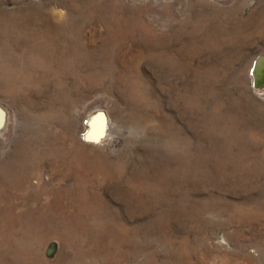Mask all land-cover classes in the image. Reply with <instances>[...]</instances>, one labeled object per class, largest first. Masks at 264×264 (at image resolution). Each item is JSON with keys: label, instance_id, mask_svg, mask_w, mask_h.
<instances>
[{"label": "rangeland", "instance_id": "obj_1", "mask_svg": "<svg viewBox=\"0 0 264 264\" xmlns=\"http://www.w3.org/2000/svg\"><path fill=\"white\" fill-rule=\"evenodd\" d=\"M260 55L264 0H0V264H264Z\"/></svg>", "mask_w": 264, "mask_h": 264}, {"label": "bare ground", "instance_id": "obj_2", "mask_svg": "<svg viewBox=\"0 0 264 264\" xmlns=\"http://www.w3.org/2000/svg\"><path fill=\"white\" fill-rule=\"evenodd\" d=\"M263 68H264V57H261L260 55V58L255 64L254 70H253V74L255 77V84L260 83L264 75ZM4 119H5L4 112L0 107V127L4 124ZM105 119H106L105 116H103L102 114L97 115V116L95 115V117L88 119L87 120L88 129H86V131L82 135L83 141L85 142L93 141L97 143L101 142L102 137L104 136V133H105V125H104V122H106ZM72 162L74 166L78 168L79 171L81 172L80 174L81 177H84L88 170V166L86 165L87 163L86 159L78 155L75 159L72 160ZM43 172L44 171L41 169L39 171L40 175L41 174L43 175ZM38 182L39 184L43 183V180L41 179V177Z\"/></svg>", "mask_w": 264, "mask_h": 264}, {"label": "water", "instance_id": "obj_3", "mask_svg": "<svg viewBox=\"0 0 264 264\" xmlns=\"http://www.w3.org/2000/svg\"><path fill=\"white\" fill-rule=\"evenodd\" d=\"M263 73H264V68H263ZM263 83H264V75H263V77H262L260 83H259V84H255V86H256V87H260L261 85H263Z\"/></svg>", "mask_w": 264, "mask_h": 264}]
</instances>
